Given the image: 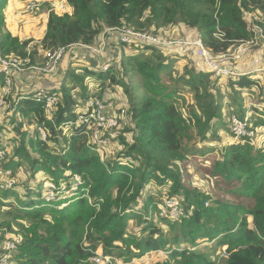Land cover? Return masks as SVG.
I'll list each match as a JSON object with an SVG mask.
<instances>
[{"label": "trees", "instance_id": "16d2710c", "mask_svg": "<svg viewBox=\"0 0 264 264\" xmlns=\"http://www.w3.org/2000/svg\"><path fill=\"white\" fill-rule=\"evenodd\" d=\"M7 4L0 0V47L6 56L29 58L27 70L45 64L47 52L75 43L95 45L105 28L123 25L159 35L183 25L192 32L186 36L200 35L213 53L232 52L253 35L246 15L264 14V0H65L67 11L51 9L45 35L34 43L6 28ZM135 48V54L123 55L120 67L123 76L138 74L140 94L118 80L112 66L97 71L70 65L53 120L44 104L29 100L33 93L6 97L13 104L6 110L13 111L11 119H5L13 123L14 136H8L12 152L0 142L5 151L0 168L11 170L15 183L0 190V215L7 216L0 223V253L15 234L23 239L12 254L17 264H91L97 254L114 257L115 264H142L143 257L160 252L164 260L154 264H264V142L256 139L264 128V106L254 105L247 119L252 137L234 141L231 126L233 114L245 120L251 111L245 94L259 90L261 97L264 84L252 75L223 80L194 64L177 74L176 53ZM190 58L199 63L197 56ZM88 77L100 81L94 94L114 100L103 95L102 85L110 80L128 98V115L107 135L109 147L119 146L111 160L88 145L86 124L77 123L75 105L91 93ZM5 82L0 75L3 89ZM222 130L233 140H225ZM198 140L211 148L199 149ZM218 143L214 161L200 163L207 168L202 184L193 183V157L206 156ZM24 164L33 180L46 173L54 199L41 192L29 195L30 186L29 196H20L16 173ZM77 177L81 182L75 186ZM164 199H178L185 215H161Z\"/></svg>", "mask_w": 264, "mask_h": 264}, {"label": "built area", "instance_id": "2783aa9c", "mask_svg": "<svg viewBox=\"0 0 264 264\" xmlns=\"http://www.w3.org/2000/svg\"><path fill=\"white\" fill-rule=\"evenodd\" d=\"M40 0H28L25 5L27 11H36L39 9ZM52 9L59 13L67 11L64 2H52ZM249 28L253 31L252 37L241 42L232 52H225L220 54L213 53L202 42L200 35H195L194 40H179L166 41L159 34H154L149 31H138L127 25L121 27L105 28L102 38H100L99 46L87 45L83 43L72 44L69 47H60L57 51L47 52L48 61L40 66H31L29 69L42 76H53L58 74L59 63L66 54L76 53L79 48L84 49L92 57L102 56V53L109 41V36L114 35L117 39L129 45L138 46H155L164 49L180 48L190 55L199 58V65L208 73L219 77H233L238 78L242 75H249L253 73L264 72V14H248L246 15ZM114 33V34H113ZM174 44V45H173ZM30 51V50H29ZM248 56L253 57L254 65L250 67V63L245 65V60ZM243 60V61H242ZM29 62V58L20 60L17 57L6 56L3 54L0 47V75L6 77L4 94L0 98V108H12L10 102L6 100L9 96L14 82L15 73H20L27 70L24 66ZM250 62V61H248ZM110 64L103 63L100 65L101 69H108ZM28 69V70H29ZM62 84V83H61ZM57 86V85H56ZM91 93L84 99L78 115V124H86L87 143L91 148L98 152L102 157L105 152V146L109 145L107 135L111 134L114 129L121 127L120 119L128 115L129 111L125 105L120 106L109 98H103L94 94V88L90 87ZM6 96V97H5ZM32 97L37 103L44 104L45 112L50 120H53L55 108L59 99L61 98L60 86L58 87H40L35 90ZM31 97V98H32ZM247 114L245 120H242L238 115L233 114L231 117V126L234 141L241 140L246 137H252L254 132L247 126ZM43 140H46L47 134L42 127H39ZM206 144L205 141H202ZM5 151L0 149V161L4 160ZM81 179H75L76 185L80 184ZM15 179L13 178L11 170L0 168V190H7L14 188ZM78 183V184H77ZM75 185V186H76ZM46 198L48 200L54 199L56 192L52 182L47 184ZM208 204V202L206 203ZM160 213L163 216H168L172 219H178L185 215V209L178 199H164V203L160 204ZM19 235H10L3 243L4 252L0 253V264H13L11 257L14 251L18 249L22 242ZM91 264H115L116 259L109 255L97 254L91 259Z\"/></svg>", "mask_w": 264, "mask_h": 264}, {"label": "rangeland", "instance_id": "374dc122", "mask_svg": "<svg viewBox=\"0 0 264 264\" xmlns=\"http://www.w3.org/2000/svg\"><path fill=\"white\" fill-rule=\"evenodd\" d=\"M24 2H25V5H26L28 0H25ZM52 2H54V1L52 0ZM41 9H42V7H41ZM41 9H39L40 11L36 10V11H32V12L31 11H27L25 9L26 11L24 13L26 15H30V16L36 17L38 14L41 13ZM51 9H52V3H51V6L48 7V11H50ZM41 24H42V22L39 23V26H42ZM160 32H161L160 35L166 41L175 42V41H179V40H191V42H192V40H194L193 36H186V34H188V32L187 33H183V31L178 30L177 28L176 29H173V28L172 29H165L164 31H160ZM115 38L119 42V44H121L120 46H122L124 44V43L120 42L117 39V37H115ZM124 45H126V47H127V51H125V53L122 52V49L121 50L112 49V50H109L107 52V55H105V53L107 51V48H108V42H107V45H106V47H105V49H104V51L102 53V56L100 58L97 56V58H98V60L104 58V61H106L108 64H109L108 59L111 60L112 64H110L109 67L112 66L114 68V73L113 74L117 77V79L120 80V81H125L127 83H130L133 86V89H134L135 93L136 94H140L141 85H140L138 74L134 73V72H129L130 73L129 75L123 76V71H122V68L120 67V62H121V59H122L123 55H125V54H135L138 51V49H136L134 45H129V44H124ZM166 50H168V51H166L168 53H171V54L176 53L177 54V56L174 54V56H175L174 65L176 66V72H178L177 74L184 73L186 67L192 68L193 64H194L195 67L199 66L197 61L194 63V60L192 58H190L193 55H191V56L189 55L188 56V53L184 52L180 48L166 49ZM66 55H71V54H66ZM64 57H63V59H64ZM246 60H247V58H246ZM263 60H264V58H263ZM191 61H192V64L190 63ZM248 61H250V62H248V63L251 64L250 67L254 65L253 57H251V58L249 57ZM83 64H85V66H92V68L97 70V71L98 70H104V69H101L100 66L97 68L96 65L94 66L92 64H86V63H83ZM249 75H252L253 78H256V79L259 78L261 80V83L264 84V72L253 73V74H249ZM176 78H178V76L175 75V79ZM222 78H223V80L228 79L227 77H222ZM86 81H89L90 87L92 89L93 88L97 89V87L100 84L99 83L100 81H98V80H96V78H92V77L86 78ZM223 83H224L223 87L226 90L227 89L226 84L228 82H223ZM102 87L104 89L103 95L105 94V95H108V96H111V95L115 96L114 100L117 103V105L123 106V105L127 104L128 98H127V96L125 94V89L121 85L118 86L117 83H113L112 81L107 80L106 82L103 83ZM4 89H2L3 94H4ZM253 89H255V87H253ZM32 92H34V91H32ZM185 95L187 96L188 101H190V102L193 101L191 99L192 96L190 94L187 93ZM245 95L247 96V104L251 106L250 107L251 111L248 112L249 116H251V114L253 112L252 107L254 105L258 106L259 108H262L264 106V103L262 101H260V98H262V99L264 98V93L260 97L261 93L259 92V90L256 91V92L249 91L248 94H245ZM23 96H25V94H23ZM1 97H2V94L0 93V98ZM84 99L80 100L79 105L78 104L75 105V108H76V111H77L78 114L83 110V109H81V106L83 105ZM29 100L31 102H33V103L36 102L34 97L29 98ZM11 105L13 107L12 103H11ZM125 106L127 107V105H125ZM7 109H11V108H6V107H3V106H2V108H0V126H5V128L2 129V131L0 130L1 132H3V133H0V142L5 141L4 143H8V141H9V137L8 136H14L13 134L11 135V132H10V130L11 129L13 130V128H14V126L12 125L13 123H11V124L9 123L8 124L6 122V119H5L8 116H9L8 118L11 119L13 111L10 110V112L7 113L6 112ZM225 111H227L226 113H228L229 110H225ZM28 128L31 131L35 130V126H28ZM221 132L224 134L225 140H227V138L229 137L228 136L229 132L225 131V130H222ZM263 132H264V128L260 127L258 129V135H257V138H256L258 141L262 140L264 142ZM41 137L43 139V136H41ZM230 140H233V139L231 138ZM10 141H11V139H10ZM235 141H237V140H235ZM220 144L221 143H218L217 146H216L217 149H215L213 152H209V154H207L206 156L201 155V156L193 157L192 164L190 165V172L193 175V179H194L193 183H197V185L202 184V179L204 180V178H205L204 174L206 173L205 170H207V168L206 167H202L200 165V163H202V162L203 163H210V162L214 161V159L219 155L218 151H219V148L221 147ZM7 147H9L8 149H11V147H13V145L8 143ZM118 147L119 146H118L117 142L111 147H109V145L107 144L105 146V152H104L103 157L105 156V153H107L106 154V158H105L107 160H111L112 158L116 157L117 153L119 152L118 151L119 150ZM197 147L199 149L211 148L209 146L208 142H206V144H203L199 140L197 141ZM58 148L60 149V147H56L54 149L58 150ZM11 152H12V149H11ZM109 156H112V157H109ZM205 160L207 162H205ZM199 166H200V170L198 169ZM35 177H36V179L33 180V177H32V174H31V170L29 169V167L26 168L25 164L22 165L20 170L17 171V173H16V178L17 179L16 180H17V188L20 189L19 190L20 196H22V197L25 196L26 197L27 192H28V189H27L28 186H30V188H31V189H29V192H30L29 195L37 196L39 194V192H41L42 195H44L46 193V185L48 183V178L49 177L46 175V173H44L42 171L39 174H37ZM74 185H76V184H74ZM29 195H27V197ZM6 218H7L6 215H0V223H3ZM164 227L166 229L168 228L166 226H164ZM208 246H211V245H208ZM224 250L223 249L221 250L222 254L224 253ZM224 256H227V254L224 253ZM164 257H165L164 252H160L158 255L155 254V253H152L147 258L143 257V259L145 258V263L142 262V264H154V262L156 263V261L164 260ZM11 261H13V255L11 257ZM16 262L17 261H14L13 264H17ZM135 262H136V264H140V263H138L139 261H135Z\"/></svg>", "mask_w": 264, "mask_h": 264}, {"label": "crops", "instance_id": "0c3cea01", "mask_svg": "<svg viewBox=\"0 0 264 264\" xmlns=\"http://www.w3.org/2000/svg\"><path fill=\"white\" fill-rule=\"evenodd\" d=\"M25 0H8L7 7L5 9V23L6 28L11 31L14 36H18L21 40L33 39L34 43H39L45 35L47 22L49 18L48 7L51 6L52 0H40L41 13L36 17L26 15L25 10ZM56 2H64L65 0H53ZM37 9V10H39ZM40 11V10H39ZM42 22V26H39V23ZM178 29L183 31V33H190V29L184 27L183 25L175 27L173 29ZM192 34V32L190 33ZM103 35V33H102ZM102 35L100 38H102ZM191 36V35H190ZM99 38V39H100ZM108 48L105 53L112 49H118L125 53L127 47L119 44L114 35L109 36ZM99 41L95 44L99 46ZM264 55V52H263ZM101 56H99L100 58ZM192 57V56H191ZM251 56H248V58ZM248 58L245 60V65L248 64ZM107 60V59H106ZM109 64L111 60L108 59ZM96 65L98 68L101 64L107 63L104 61V58L98 60L97 57H92L84 49L79 48L76 53L71 55H66L64 59L59 63V69L61 70L58 74L53 76H42L32 70H25L20 73H15L14 82L11 88L9 96H15L16 94H27L33 93L40 87H58L67 77V71L70 65H73V68L84 66L85 64ZM197 64V63H196ZM80 70V68H78ZM57 85V86H56ZM2 87H0V93L3 95ZM108 96V95H106ZM227 139H231L228 137Z\"/></svg>", "mask_w": 264, "mask_h": 264}]
</instances>
